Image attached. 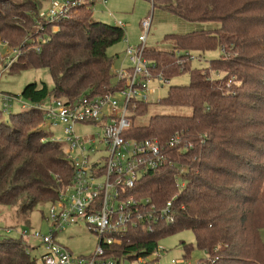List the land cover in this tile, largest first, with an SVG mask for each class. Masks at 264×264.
Segmentation results:
<instances>
[{
  "label": "trees",
  "instance_id": "16d2710c",
  "mask_svg": "<svg viewBox=\"0 0 264 264\" xmlns=\"http://www.w3.org/2000/svg\"><path fill=\"white\" fill-rule=\"evenodd\" d=\"M95 2L72 7L70 12L80 13L56 21L57 28L38 41L39 52L31 49L18 65L19 70L46 69L51 88L42 82L28 84L20 94L24 111H5L9 123L0 113V207H10L17 218L28 221L38 206L53 204L72 176L64 147L38 127V106L50 96L68 102L116 90L110 84L113 56L107 50L122 42L125 32L93 21ZM151 5V10L157 6L213 29L167 36L171 52L144 53L166 81L189 74L187 85L170 87L167 97L156 103L187 114L154 116L144 127L132 122L129 132L137 141L157 139L162 144L180 136L179 146L164 152L172 164L149 172L134 189L139 199L157 207L171 201L173 221L152 225L151 231L131 227L128 242L113 253H128L130 260L147 257L163 237L191 231L205 253L196 264H264L259 236L264 228V0H151ZM40 9L34 0L21 5L0 0V43L23 50L21 40L42 21ZM211 47L220 48V58L191 71L197 58L190 50ZM146 109L138 104L135 113ZM0 264L39 263L20 241L0 239Z\"/></svg>",
  "mask_w": 264,
  "mask_h": 264
},
{
  "label": "built area",
  "instance_id": "2783aa9c",
  "mask_svg": "<svg viewBox=\"0 0 264 264\" xmlns=\"http://www.w3.org/2000/svg\"><path fill=\"white\" fill-rule=\"evenodd\" d=\"M76 1L65 0L64 5L51 6L41 19L56 22L67 17ZM101 2L102 5L106 4V0ZM119 26L123 28V25ZM150 26L151 14L140 23L138 46L125 50L129 67L121 66L114 73L117 84L113 94L82 96L68 102L54 98L48 109H44L42 104L37 108L42 113L43 126L55 128L60 125L64 139L50 140L64 147L65 160L72 169L68 185L51 204L47 219L50 222L49 235L21 231L22 237L38 240L44 249L39 264H161L168 254L159 247L149 256L134 260H130L128 253H113L123 242H128L131 227L141 226L151 231L152 225H167L173 221L170 215L171 201L157 207L149 199H139L134 194L135 187L146 174L163 167L165 163L172 164L166 159L165 149L180 144L178 134L163 144L157 139L137 141L129 136L133 122L130 112L135 115L138 104L148 105V97L155 91L150 86L153 81L157 82V87L167 82L162 74L156 73V64L145 58ZM34 50L39 52V47ZM4 102L7 111L10 99L6 98ZM22 107L25 105L22 104ZM106 107L109 109L107 113ZM88 125L100 127L101 130L85 136L76 134V126ZM96 144L102 147L104 154L92 158L96 153ZM73 155L75 158H72ZM181 175L176 177V182L180 181ZM81 222L95 235L97 246L93 254L76 257L58 244L55 237L66 227ZM171 264L189 263L171 261Z\"/></svg>",
  "mask_w": 264,
  "mask_h": 264
},
{
  "label": "rangeland",
  "instance_id": "374dc122",
  "mask_svg": "<svg viewBox=\"0 0 264 264\" xmlns=\"http://www.w3.org/2000/svg\"><path fill=\"white\" fill-rule=\"evenodd\" d=\"M16 5H21L25 0H9ZM40 3L41 9L38 11V16L41 18L53 5H64L65 0H34ZM75 7L84 4L85 0H77ZM152 5L150 0H106V4L102 5L101 0H96L92 9V20L108 25L119 26L123 25L125 37L122 42L111 47L107 50L108 56H113V64L111 68L112 79L111 87H115L117 79L114 73L122 67H129V62L125 59V50L127 47L136 48L138 46V37L141 35L140 23L142 20L148 18L151 14V26L147 34L145 49L157 50L164 52H171L173 44L167 40V36L176 35L182 36L187 34L198 33L200 31H210L213 29V25L209 23L205 24H191L185 22L175 15L159 8L155 7L151 10ZM79 10L74 9L71 12L68 11V16L74 17L78 15ZM67 16V17H68ZM20 21L21 18L18 16ZM36 27L30 30L27 36H24L20 42V47L24 46L23 50H19L18 47L9 49L5 44L0 43V113L2 119L6 122H10V115H16L21 112V105L25 104L20 99V94L25 86L28 84L45 83L48 88H51V77L46 69H34L28 68L19 70V64L24 62L26 53L31 49L37 47L38 41L45 40L50 32H53L57 26L55 22H46L44 20H38ZM45 22V23H43ZM43 37V38H42ZM28 43L30 46L26 45ZM18 45V44H17ZM34 45V46H33ZM192 55L197 59L192 60L190 63L191 71L203 70L209 67V63L213 60H217L221 56V50L219 47H211L204 51L190 50ZM15 61H12L15 59ZM19 58V59H18ZM199 58V59H198ZM12 61V62H11ZM9 62L13 63L11 66ZM189 83L188 72L181 75H176L169 78L166 83L162 84V87H157V82L153 81L150 85L154 88V93L148 97L147 109L143 114L133 115L130 112V116H133V125L136 127H144L149 124V120L154 116L162 115H184L187 114L184 110H178L173 108H166L156 104L159 100L165 99L168 95L169 88L174 86H183ZM117 99L118 95H116ZM10 99V115L5 112L4 99ZM54 100L52 96L45 100L42 104L44 109H48L51 102ZM63 100V99H62ZM120 100V99H119ZM119 106L121 103L119 102ZM24 111V110H22ZM109 111L108 107L105 108V112ZM38 127L42 129L47 137L55 140H63V134L60 125L55 128H50L48 125L43 126L42 121L38 124ZM100 127L88 125V126H76L75 131L77 135L85 136L89 134H96ZM96 153L92 158H96L104 154V151L99 144L94 146ZM75 158V155L72 156ZM50 204L44 206H38L29 216V220H23L17 218L14 214V210L10 207H0V239H13L18 240L26 247H28L29 255L31 258L36 257L39 261L44 254V249L40 245L38 240H34L29 237H22L21 231H36L41 236H48L50 230V222L47 221L49 217ZM263 215L258 214V216ZM262 217V216H261ZM257 218V214L255 217ZM252 219V218H251ZM250 225L256 227L255 220H250ZM259 236L262 244L264 245V228L259 231ZM55 241L61 246L70 251L73 256H88L93 254L97 246V238L93 233L88 230L85 223H77L75 225L68 226L61 234L56 235ZM157 247L162 248L168 252L164 257L161 264H171V261H185L189 264H196L199 260L205 258L203 250L197 248L196 239L191 231H181L173 233L159 240ZM190 250H187L189 249ZM187 257V258H186Z\"/></svg>",
  "mask_w": 264,
  "mask_h": 264
},
{
  "label": "crops",
  "instance_id": "0c3cea01",
  "mask_svg": "<svg viewBox=\"0 0 264 264\" xmlns=\"http://www.w3.org/2000/svg\"><path fill=\"white\" fill-rule=\"evenodd\" d=\"M21 107H22V105H21Z\"/></svg>",
  "mask_w": 264,
  "mask_h": 264
}]
</instances>
